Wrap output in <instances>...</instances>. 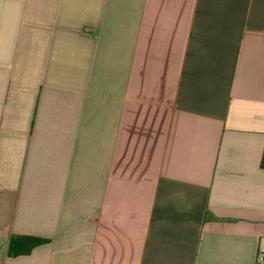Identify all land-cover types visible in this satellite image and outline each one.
Returning <instances> with one entry per match:
<instances>
[{"label": "crops", "instance_id": "1", "mask_svg": "<svg viewBox=\"0 0 264 264\" xmlns=\"http://www.w3.org/2000/svg\"><path fill=\"white\" fill-rule=\"evenodd\" d=\"M263 152L264 0H0V264H256Z\"/></svg>", "mask_w": 264, "mask_h": 264}, {"label": "trees", "instance_id": "2", "mask_svg": "<svg viewBox=\"0 0 264 264\" xmlns=\"http://www.w3.org/2000/svg\"><path fill=\"white\" fill-rule=\"evenodd\" d=\"M260 167L264 169V152L262 155V159L260 162ZM48 241L29 237V236H18V237H12L9 242L8 246V254L9 256H18V255H25L28 254L32 248L35 246L45 244Z\"/></svg>", "mask_w": 264, "mask_h": 264}, {"label": "built area", "instance_id": "3", "mask_svg": "<svg viewBox=\"0 0 264 264\" xmlns=\"http://www.w3.org/2000/svg\"><path fill=\"white\" fill-rule=\"evenodd\" d=\"M256 264H264V253L259 252L256 258Z\"/></svg>", "mask_w": 264, "mask_h": 264}]
</instances>
